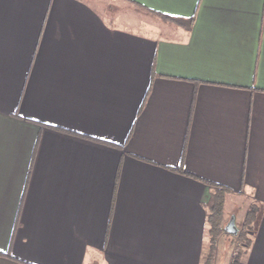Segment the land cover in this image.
Returning a JSON list of instances; mask_svg holds the SVG:
<instances>
[{
    "label": "crops",
    "instance_id": "obj_1",
    "mask_svg": "<svg viewBox=\"0 0 264 264\" xmlns=\"http://www.w3.org/2000/svg\"><path fill=\"white\" fill-rule=\"evenodd\" d=\"M213 188L264 264V0H0V264H203Z\"/></svg>",
    "mask_w": 264,
    "mask_h": 264
},
{
    "label": "trees",
    "instance_id": "obj_2",
    "mask_svg": "<svg viewBox=\"0 0 264 264\" xmlns=\"http://www.w3.org/2000/svg\"><path fill=\"white\" fill-rule=\"evenodd\" d=\"M211 197V204L205 210V238L207 248L204 254L203 264H212L216 243L218 238L224 233V225L226 222L224 219V202L226 199L225 190L223 188H213ZM252 221L253 216L251 212H246L243 223L235 235L237 241L243 246L248 243V233L251 229ZM239 256L240 254L236 253L230 264H238Z\"/></svg>",
    "mask_w": 264,
    "mask_h": 264
},
{
    "label": "rangeland",
    "instance_id": "obj_3",
    "mask_svg": "<svg viewBox=\"0 0 264 264\" xmlns=\"http://www.w3.org/2000/svg\"><path fill=\"white\" fill-rule=\"evenodd\" d=\"M125 4H126V6H128V7H130L131 9H132V12L133 13H135L136 14V16L137 17H140V18H145V19H147V20H149V21H151V22H156L157 20H158V18L157 17H155V16H151V15H144V14H139L140 12V10H137L138 12H136L135 11V8H134V6L133 5H131V4H129L128 2H126V1H123ZM117 3H118V1H117ZM142 12V11H141ZM231 199H233V201L235 202V201H237L236 203H238L239 202V199L237 200V199H235V198H231ZM231 201V200H230ZM228 203H231V202H229L228 201ZM229 207H232L231 206V204L229 205ZM217 244V243H216ZM230 244L229 243H226V247H228ZM236 248L235 247H233L231 250H233V255H232V260L229 262V264L233 261V259H234V257H235V254H236V250H235ZM215 252H216V249H215ZM215 252H214V256H215ZM238 253V252H237ZM218 254V253H217ZM239 254H241V253H239ZM214 256H213V259H212V264H216V258H217V256L218 255H216V258H214ZM239 259H240V256H239Z\"/></svg>",
    "mask_w": 264,
    "mask_h": 264
},
{
    "label": "water",
    "instance_id": "obj_4",
    "mask_svg": "<svg viewBox=\"0 0 264 264\" xmlns=\"http://www.w3.org/2000/svg\"><path fill=\"white\" fill-rule=\"evenodd\" d=\"M224 231L231 234V235H236L238 232V228L235 225L234 218L231 217L227 223L224 225Z\"/></svg>",
    "mask_w": 264,
    "mask_h": 264
}]
</instances>
